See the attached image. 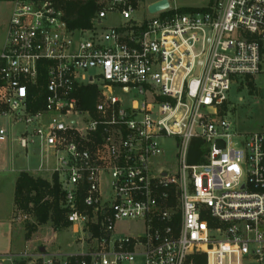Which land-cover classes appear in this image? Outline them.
<instances>
[{
    "label": "built area",
    "instance_id": "2783aa9c",
    "mask_svg": "<svg viewBox=\"0 0 264 264\" xmlns=\"http://www.w3.org/2000/svg\"><path fill=\"white\" fill-rule=\"evenodd\" d=\"M12 1L0 142L3 121L23 123L21 146L37 139L33 153L53 157L40 171L58 175L75 238L0 264H264V128L240 131L229 110L233 86L264 77V0H168L155 12L160 0ZM75 2L96 6L85 26L71 24ZM86 86L93 109L81 106ZM195 138L200 162L189 161ZM126 220L142 231L120 234Z\"/></svg>",
    "mask_w": 264,
    "mask_h": 264
},
{
    "label": "rangeland",
    "instance_id": "374dc122",
    "mask_svg": "<svg viewBox=\"0 0 264 264\" xmlns=\"http://www.w3.org/2000/svg\"><path fill=\"white\" fill-rule=\"evenodd\" d=\"M206 0H171L172 5L179 7H199ZM13 9V1H0V41L5 40L9 21ZM120 19L116 16L109 17L105 21L107 26L111 23H117ZM257 90L249 93L248 89H237L232 87L229 93L231 106L230 116L235 122V126L242 132L257 131L264 128V77L255 79ZM115 94L128 100V96L123 95L120 91ZM9 130V138L6 142L0 143V215L6 214L11 210L13 204V183L15 176L24 170L37 171L40 169L53 168L54 159L42 152L39 155L33 153V148L39 146L36 139L34 147L29 146L25 149L19 143L18 137L25 129L23 123L11 124L3 121ZM173 152V151H171ZM170 163L174 164L173 157L168 158ZM6 171V172H4ZM8 172V173H7ZM44 173V172H42ZM15 218V217H14ZM31 220V219H30ZM30 220L15 219L16 225L19 224L24 229V225ZM32 221V220H31ZM120 234H135L142 231V225L135 221L126 220L118 225ZM70 228L62 227L56 230L51 223L40 225L38 230L32 234V240L27 243V247L47 246L49 249H61L68 251L73 249L71 244L74 241V235ZM26 231V230H25ZM16 240L21 244L19 234L16 233ZM249 264H256L254 262Z\"/></svg>",
    "mask_w": 264,
    "mask_h": 264
},
{
    "label": "trees",
    "instance_id": "16d2710c",
    "mask_svg": "<svg viewBox=\"0 0 264 264\" xmlns=\"http://www.w3.org/2000/svg\"><path fill=\"white\" fill-rule=\"evenodd\" d=\"M195 8H183V11L194 10ZM96 6L94 3H79L70 4L69 14L75 18L72 25L85 26L89 19L95 13ZM40 83H45V70L41 69ZM254 79H247V89L249 93H254L257 90ZM242 89V88H241ZM81 106L83 108L93 109L97 100V88L95 86H86L80 92ZM43 105V97L40 98L37 107ZM206 146L201 139H193L190 146L189 161H203V154L206 152ZM63 193L58 175L49 177L48 173L44 172L40 175H35L28 171H21L15 183L14 217L18 214L27 215L25 220H30L25 223L26 239L29 240L32 234L38 230L40 225L51 223L56 229L68 226L66 219V208L63 206ZM201 262L200 264H202Z\"/></svg>",
    "mask_w": 264,
    "mask_h": 264
},
{
    "label": "crops",
    "instance_id": "0c3cea01",
    "mask_svg": "<svg viewBox=\"0 0 264 264\" xmlns=\"http://www.w3.org/2000/svg\"><path fill=\"white\" fill-rule=\"evenodd\" d=\"M0 1H4V0H0ZM3 42H4V39L2 41H0V48L3 44ZM0 143H3V142H0ZM40 170H37V171L24 170V171H28V172L33 173L35 175H40L42 172H44V171H40ZM4 172H6V171H4ZM0 173H3V172L0 171ZM19 173L15 176V181L13 183V204H12L11 210L6 214L0 215V253H6V252H11V251H20V250L24 249L25 246L27 245V243H29L32 240V238L27 240L25 237L26 231H27L25 225H24V229L19 224L16 225L15 218H14L15 183H16V179H17ZM48 175L51 178L49 173H48ZM16 233L19 234V239L21 240V244H19L16 240ZM42 247H44V245ZM57 250H61V249H54L53 251H57Z\"/></svg>",
    "mask_w": 264,
    "mask_h": 264
},
{
    "label": "water",
    "instance_id": "95a60500",
    "mask_svg": "<svg viewBox=\"0 0 264 264\" xmlns=\"http://www.w3.org/2000/svg\"><path fill=\"white\" fill-rule=\"evenodd\" d=\"M168 5H169L168 0H160V1L152 4L149 9L151 12H155V11H158V10H161L163 8L168 7ZM36 152H38V150H36ZM44 249H45L44 247H41V250H44Z\"/></svg>",
    "mask_w": 264,
    "mask_h": 264
}]
</instances>
